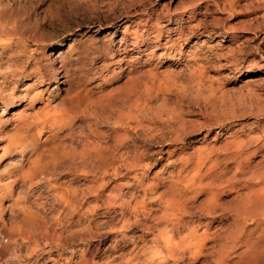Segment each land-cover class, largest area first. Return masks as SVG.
I'll use <instances>...</instances> for the list:
<instances>
[{
    "label": "rangeland",
    "instance_id": "374dc122",
    "mask_svg": "<svg viewBox=\"0 0 264 264\" xmlns=\"http://www.w3.org/2000/svg\"><path fill=\"white\" fill-rule=\"evenodd\" d=\"M0 264H264V0H0Z\"/></svg>",
    "mask_w": 264,
    "mask_h": 264
}]
</instances>
